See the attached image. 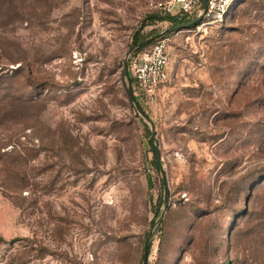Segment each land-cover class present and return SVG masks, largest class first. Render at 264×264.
I'll use <instances>...</instances> for the list:
<instances>
[{
  "label": "rangeland",
  "instance_id": "1",
  "mask_svg": "<svg viewBox=\"0 0 264 264\" xmlns=\"http://www.w3.org/2000/svg\"><path fill=\"white\" fill-rule=\"evenodd\" d=\"M157 1L0 0V264H142L149 234L147 264H264V0L175 31ZM169 31L140 112L123 60Z\"/></svg>",
  "mask_w": 264,
  "mask_h": 264
},
{
  "label": "built area",
  "instance_id": "2",
  "mask_svg": "<svg viewBox=\"0 0 264 264\" xmlns=\"http://www.w3.org/2000/svg\"><path fill=\"white\" fill-rule=\"evenodd\" d=\"M234 1L239 0H207L205 10L202 9V0H161L154 2L153 7L164 15H192L194 19L201 16L195 27L207 30L209 25L225 19ZM169 43L168 36L159 37L148 50H136L128 60L141 98L151 105L158 103L160 89L170 81Z\"/></svg>",
  "mask_w": 264,
  "mask_h": 264
},
{
  "label": "water",
  "instance_id": "3",
  "mask_svg": "<svg viewBox=\"0 0 264 264\" xmlns=\"http://www.w3.org/2000/svg\"><path fill=\"white\" fill-rule=\"evenodd\" d=\"M206 4H207V0H202V9L203 10L206 9ZM201 18L202 17L200 16V17H197V18H195V19H193V20H191L189 22H186V23L172 24L168 30L175 31V30H181V29L189 28L192 25H196L197 22ZM154 39H156V37L148 38V39L144 40L143 42L139 43L138 45L131 46L126 58L123 60V76H124L125 79H127L129 81L128 60H129L130 55L134 51H136L139 46H142L143 44L148 43V42H150V41H152ZM128 94H129L131 100L134 102L136 108L141 112L142 111L141 105H140L137 97L134 94L133 87L130 85V82L128 84ZM152 136H153V139H154V142H155L156 159H157L160 171L162 173V179H163V184H164V189H165V197H164L165 199H164V201H165V204H167L168 203L167 174H166V171L164 170V167H163L160 144H159V140L157 138V134H156V131H155L154 128L152 129ZM161 215H163V213ZM150 236H151V234H149V236H148V238H147V240L145 242V245H144V253H143L142 264H147L148 263V259H149V246H148V244H149Z\"/></svg>",
  "mask_w": 264,
  "mask_h": 264
},
{
  "label": "trees",
  "instance_id": "4",
  "mask_svg": "<svg viewBox=\"0 0 264 264\" xmlns=\"http://www.w3.org/2000/svg\"><path fill=\"white\" fill-rule=\"evenodd\" d=\"M193 19H194V16H192V15L178 16V15H171V14H165L164 15V14H161V13H156V14H153V15L149 16V20L151 22L163 21V22H170L172 24L186 23V22H189V21H191ZM191 27H194V25L190 26L189 28H191ZM170 33L171 32L169 31V32H167V34H165L163 36H160V37H165V36H167ZM144 40H146V38L142 39L139 36L135 35L133 42L135 43V45H138L139 43L143 42ZM155 41H153V43ZM153 43L152 44H151V42L145 43L142 46H139L137 48V50L138 51L148 50L153 45ZM122 78H124L123 75H122ZM129 82H130V85L133 87L134 91L138 93V97L141 98V96H140V94H139V92H138V90L136 88V82H135V79H134V77L132 76V74L130 72V69H129ZM154 149H155V146H154ZM155 154H156V149H155ZM156 163H158V162H156ZM148 246H149V250H150V242H149Z\"/></svg>",
  "mask_w": 264,
  "mask_h": 264
}]
</instances>
